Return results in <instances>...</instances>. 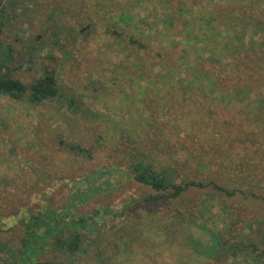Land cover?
Listing matches in <instances>:
<instances>
[{"label": "rangeland", "instance_id": "374dc122", "mask_svg": "<svg viewBox=\"0 0 264 264\" xmlns=\"http://www.w3.org/2000/svg\"><path fill=\"white\" fill-rule=\"evenodd\" d=\"M181 2L180 18L171 23L164 16L174 14ZM217 3L5 0L4 11L11 20L1 39L13 48L11 76L30 84L45 68L52 69L62 92L74 97L80 108L72 111L69 103L60 100L31 105L0 97V179L17 186L7 188L6 199H11L0 202L4 218L1 243L10 241L6 244L14 249L23 243L19 235L25 224L17 222L22 219L17 216L21 201L16 198L21 184L23 215L28 212L32 216L62 208L79 190H88V181H93L92 190L97 186L100 190L90 192L88 203L76 202V218L101 208L116 215L103 217L100 246L67 264H99V248L108 256L105 264H186L188 254L194 251L191 239H208V235L197 228L193 233L186 228L178 230L175 223L174 231L159 234L155 226L157 221L172 224L178 212L187 217L195 203L206 197V191L195 190L180 200L147 202L155 191L133 178L130 165L134 153L165 165L176 162L174 166L180 168L188 155L193 162L197 155L211 156L213 172L220 171L221 161L230 167L242 166L244 174L259 179V185L252 187L260 189L263 180L264 189V62L259 73L246 66L238 71L240 58L248 62L246 51L250 48L241 49L243 40L230 31L223 42L232 44L231 61L205 62L206 72L216 83V95L211 96L200 83L187 85L192 77L169 73L177 61L209 58L199 47L206 45L201 39L221 22ZM208 14L215 22L208 23L213 18ZM140 15L148 17L153 28L160 23L165 32L147 31ZM229 35L232 38L228 39ZM250 36L249 31L245 42L251 41ZM226 61L230 63L226 65ZM139 63L143 69L137 71L134 65ZM159 65L168 83L145 84L138 79L140 74L158 71ZM228 67L233 68L231 72ZM241 92L243 99L229 102L230 95ZM207 124L210 128L206 130ZM211 179L220 183L218 178ZM135 200L143 205L137 208ZM238 202L248 214L254 209L263 213L264 207ZM227 203L232 211L236 208V203ZM98 214L96 217L101 216L100 211ZM136 228L139 233L129 236Z\"/></svg>", "mask_w": 264, "mask_h": 264}, {"label": "trees", "instance_id": "16d2710c", "mask_svg": "<svg viewBox=\"0 0 264 264\" xmlns=\"http://www.w3.org/2000/svg\"><path fill=\"white\" fill-rule=\"evenodd\" d=\"M4 2L5 0H0V97H7L31 105H41L46 102L60 100L69 103V108L76 111L80 108L77 100L62 92L54 70L45 68L43 75L34 79L30 84H25L11 76L9 64L14 61L13 48L5 45L1 39L6 24L11 20L4 11ZM181 4L182 2L177 5L178 10L173 11L174 14L164 16L171 20V23L180 18ZM216 12L221 22L215 31L210 30V35L201 39L206 45L199 47L200 51L208 54L209 58L207 59L210 61L207 59H196L194 62L177 61L169 72L178 76L183 74L185 77H192L191 82L187 85L194 86L196 83H200L199 85L211 96L216 95L218 91H216L215 81L206 72L205 62H222L225 58L231 61L233 53L230 46L232 44L228 41L223 42L225 34L232 31L237 40L238 38L243 40L239 46L241 49L246 48V46L250 48V50L246 48L248 62H242V58H240L238 71H243L241 68L246 66L248 71L259 73L263 69L260 63L263 64L264 62V0H218ZM125 16L130 21L132 20L130 15L125 14ZM207 17L213 16L208 14ZM138 18L143 25H146L147 29L149 28L147 31H156L157 35L165 32L166 28L161 29L162 26L159 22V26L153 28L149 20L146 19L148 17L143 18L140 15ZM211 22H215L214 17L212 21H208V23ZM249 31L251 41L245 42ZM227 38L230 39L232 36L229 35ZM182 43L187 42L182 41ZM221 57L223 58L221 59ZM228 63L230 62L226 61V65ZM134 66L137 71L143 69L141 63ZM158 67V71L151 72L148 75H145V73L140 74L138 79L145 80V84L168 83L167 75L163 74L164 68L160 65ZM228 68L230 69V67ZM232 69L229 71L231 72ZM182 80L180 81L181 84H183ZM186 80L189 81L190 79ZM236 95H230V103H233L235 98L243 99L242 92ZM208 128H210L209 124L205 125L204 129L207 130ZM198 156L197 160L196 157ZM131 160L130 168L133 178L138 183L155 191L154 195L146 198L147 202L158 203L161 199L166 201L180 200L185 194L195 190L206 191V197L195 203V206L188 212L187 217L178 212L173 217L174 222L172 224L157 221L155 226V230L159 234L163 231H170L171 233L175 230V227H178V230L186 228L189 231L197 228L208 235V239L205 237L202 239L190 238L194 251L188 254L186 264H264V210L263 213H259L257 209H254L248 214L243 209L244 205L238 202L245 201L248 204H256V208L259 206L263 208L264 189L261 185L263 180L260 183V189H256L252 187V185H259V179L256 175L244 174L246 171L242 166L230 167L224 164L223 161L218 165L220 171L213 172L211 166L214 159L211 156L202 157L197 155L193 162L191 156L188 155L183 168H180V165L175 167L176 162L172 165H165L162 161L146 157L141 153H134ZM216 163L213 166H217ZM206 169L211 170V172L206 174L203 171ZM203 176H206V178H203ZM211 178L220 179V183ZM79 195L88 197L87 193L81 190L77 192L76 197ZM227 200L236 203L234 212ZM134 204L137 208L143 205L136 200ZM128 207H133V204H129ZM100 210H96L93 215L88 217H80L73 223L56 222V215L51 211L43 217L34 216L31 218L32 220L29 218L25 225L28 227L26 228L28 234L23 237V243L19 249L9 247L4 242L0 243V264H67L71 259L87 255L100 246L101 227L92 229L84 238L81 235L90 224L89 220H91V225L100 226L102 220L97 221L95 219L97 215H100L98 214ZM108 210L105 212L106 215H116L110 209ZM117 216H119V213ZM47 218H50L49 222L45 220ZM46 224L49 226L54 225L53 229L57 231L52 238V244L46 242ZM36 225L38 228H36ZM39 229L42 232L41 235L37 233ZM136 233H139L138 228H136L133 235L127 234L132 237ZM192 238L195 237L192 236ZM47 254H52L51 258L42 261L43 256ZM96 255L98 263L105 264L107 254L100 251L99 248ZM214 258H216V262L213 261Z\"/></svg>", "mask_w": 264, "mask_h": 264}, {"label": "flooded vegetation", "instance_id": "af4514ba", "mask_svg": "<svg viewBox=\"0 0 264 264\" xmlns=\"http://www.w3.org/2000/svg\"><path fill=\"white\" fill-rule=\"evenodd\" d=\"M80 152H81V150H80ZM4 179H0V202L1 203H4V201H7V200H9V199H11V198H9V199H6V196H5V191L6 190H9V189H7V188H11V189H13V187H17L16 186V184L15 183H12V184H9V185H6L5 184V182H2ZM113 181V180H112ZM89 183H88V185H89V187H88V190H85V189H82L81 191H83V192H85V193H87V196L88 197H86L85 195L84 196H81V195H79V196H77L76 197V195H75V197L74 198H72L71 200H70V202L67 204V205H65V206H63L62 208H57V209H49V210H46L45 211V213H41V214H39L38 212H36L38 215H33L32 214V216H31V214H29L28 212L27 213H25L24 215H23V184H21V187H20V196L19 197H16L17 199L19 198V201H21V205H20V207H19V213L17 214V216H18V218L19 219H22L21 221H17V222H20V224H22L23 225V223L26 225V223H27V221L29 220V218L31 219L32 217H34V216H39V217H43V216H45V215H48V212L49 211H51V212H54L55 213V215H56V222H66V223H73V222H75V221H77L80 217H88V216H90V215H93L94 214V212H92V213H90V214H85V215H83V216H80L79 218H76V216H75V209H76V202H78L79 203V205L81 204V205H84V204H86V203H88L89 202V199H90V196H91V191H93V192H97L98 190H100V188L97 186V188H94L93 190H92V187H94L93 186V181H88ZM105 184H106V182H105ZM107 185V184H106ZM11 189H10V191H11ZM15 191V190H14ZM12 192H13V190H12ZM9 210H5V212L7 213ZM107 211H109L107 208H101V210H100V212H101V216H98V217H96L95 219L97 220V221H100V219L102 220L101 222H100V226H93V225H91V220H89L88 222L90 223L88 226H87V228L83 231L84 233H82V235H81V237H85L86 235H87V233L88 232H90V231H92V229H94V228H98V227H101L102 226V224L104 223V220H103V217H106L107 215L105 214V212H107ZM3 215V214H2ZM2 215H0V224L3 222V216ZM32 220V219H31ZM46 221H50V218H47V219H45ZM53 226L54 225H52V226H49L48 224H46L45 225V228L47 229L46 231H45V236L47 237V240H46V242H48V243H51L52 242V238H53V236L57 233V231L56 230H54L53 229ZM26 228H28L27 226H25V227H22V229L20 230L21 232H20V235H19V237L20 238H22L23 239V237L24 236H26L28 233V231L26 230ZM36 228H38V226L36 225ZM24 229V230H23ZM54 230V231H53ZM37 233L38 234H40L41 235V233L42 232H40V229L39 230H37ZM5 238H8V237H5ZM86 240V239H85ZM8 242H10V241H7V242H5V243H8ZM1 243V242H0ZM52 244V243H51ZM21 246V245H20ZM20 246H18L17 248L19 249L20 248ZM48 250V249H47Z\"/></svg>", "mask_w": 264, "mask_h": 264}]
</instances>
